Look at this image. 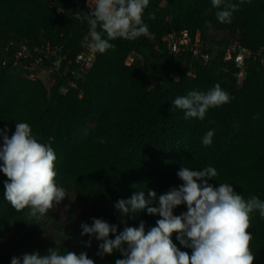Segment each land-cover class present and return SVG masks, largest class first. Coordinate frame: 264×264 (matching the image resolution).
Here are the masks:
<instances>
[{
	"label": "trees",
	"instance_id": "trees-1",
	"mask_svg": "<svg viewBox=\"0 0 264 264\" xmlns=\"http://www.w3.org/2000/svg\"><path fill=\"white\" fill-rule=\"evenodd\" d=\"M162 1L167 2L165 13L157 10ZM226 2L240 4L231 24L216 20L211 0H149L142 19L150 35L131 41L111 40L114 47L99 53L93 67L67 93L59 89L57 76L48 92L42 80L24 81L20 67L0 65V132L7 128L11 138L15 124L28 123L37 141L49 145L56 154V185L89 207L95 219L104 217L109 225H116L117 235L139 218L153 225L161 219L146 210L119 215L114 207L117 201L130 199L138 191H144L148 199V192L154 191L152 206L158 207L160 195L183 184L177 176L181 167L199 171L212 166L218 173L208 180L213 188L227 183L245 200L255 194L264 201V68L247 62L239 84L238 69L233 62L223 61L222 53L213 54L203 65L189 55H169L162 41L172 30L189 29L194 35L198 29L208 43L223 46L238 35L242 45L264 52V0ZM153 13L155 18L149 19ZM84 14L83 0H0V59L13 60L25 43L22 30L41 34L25 44L32 54L35 46L49 41L60 48L59 55L72 58L81 50L83 35L90 29ZM206 21L211 22V28L206 27ZM132 52L139 57L128 64ZM217 83L230 95V102L210 108L203 120L185 119V110L172 107L177 96L207 92ZM209 121L220 127L209 125ZM89 123L97 124L94 136L86 133ZM209 130L215 134L211 145L204 146L202 138ZM99 138L105 142L100 143ZM5 182L0 179V212H20L5 200ZM73 207L68 205L70 224ZM186 211L182 204L173 209V215ZM43 219L42 231L48 234L45 222L49 223L56 237L46 245L38 243L30 253L46 255L52 248L66 254L78 246L73 242L79 239L68 232L67 224L58 227L62 233L56 228L53 209ZM250 221V249L254 260L262 261L264 217L254 210ZM80 223L76 218V226ZM171 237L177 240V233ZM115 257L112 259L123 258L121 253Z\"/></svg>",
	"mask_w": 264,
	"mask_h": 264
},
{
	"label": "clouds",
	"instance_id": "clouds-1",
	"mask_svg": "<svg viewBox=\"0 0 264 264\" xmlns=\"http://www.w3.org/2000/svg\"><path fill=\"white\" fill-rule=\"evenodd\" d=\"M211 4L216 9L215 18L221 24H231L234 13L240 9V4L226 0H211ZM148 5L149 0H95L94 10L88 14L91 17L88 46L103 54L114 47L111 40L131 41L150 35L142 19ZM154 18V13L149 15V19ZM205 25L212 27L210 21ZM206 59L210 60V57ZM230 99L217 83L207 92L192 91L187 96H177L172 107L185 110V119L203 120L210 108L227 104ZM7 131L5 128L0 132L3 140L0 173L7 177L4 198L16 211L27 208L29 216L42 219L66 195L55 182L56 154L49 145L37 141L28 123L15 124L11 138ZM214 134L209 130L203 136L202 144L211 145ZM217 174L212 166L199 171L181 167L177 176L183 184L160 195L158 207L152 206L156 200L154 191L148 192V199H145L144 191H138L130 199L118 200L114 207L121 215L131 216L146 210L148 215L161 217L147 234L143 221L138 227H125L117 235L116 225L95 218L91 226L81 224V234L101 241L97 252L101 258L114 250L119 251L123 258L115 264H253L255 256L250 249L253 235L247 229L251 227L250 214L254 210H259L264 217V201L255 194L245 200L227 183L213 188L208 180ZM182 204L186 205L187 211L174 216L173 209ZM110 233L114 239H108ZM173 233H177L176 239L183 247L192 250L191 256L173 244L170 239ZM90 243L91 240L86 246ZM10 264H94V261L86 253L60 254L49 248L46 255L33 251L12 257Z\"/></svg>",
	"mask_w": 264,
	"mask_h": 264
},
{
	"label": "built area",
	"instance_id": "built-area-1",
	"mask_svg": "<svg viewBox=\"0 0 264 264\" xmlns=\"http://www.w3.org/2000/svg\"><path fill=\"white\" fill-rule=\"evenodd\" d=\"M83 5L84 15L90 19L91 17L88 14L94 10L95 0H83ZM75 16L79 19L82 18L79 14H75ZM162 41L165 51L169 55H189L193 60L200 61L203 64L209 61L206 57H211L215 53H222L223 61L233 62L238 69L237 79L239 83L245 77L247 62H257L261 68H264L263 49L252 50L242 45L238 35L231 37L226 45L218 46L208 42L204 43L199 34L190 35L184 29L177 32L172 30L166 33ZM90 42L89 29L83 35L81 50L69 59L65 55H59L60 48L52 46L49 41L41 42L39 46H35L33 48L34 54L28 50L25 42L15 52L11 62L9 58L3 57V59H0V65L6 66L11 63L14 68L20 67L24 71L25 78L31 82L40 80L38 78L45 75L47 78L52 79L51 86H53L55 78L58 77L57 80H60L59 89L63 93H67L76 87L77 80L83 78L97 59L99 53L92 51L88 46ZM154 48L158 49V46L155 45ZM51 57H54L53 61L50 60ZM136 57H139V55L133 52L130 53L127 57V63L130 64Z\"/></svg>",
	"mask_w": 264,
	"mask_h": 264
},
{
	"label": "rangeland",
	"instance_id": "rangeland-1",
	"mask_svg": "<svg viewBox=\"0 0 264 264\" xmlns=\"http://www.w3.org/2000/svg\"><path fill=\"white\" fill-rule=\"evenodd\" d=\"M167 2L162 1L157 10H159L162 13H165L168 11V8H166ZM156 11V10H155ZM183 30V29H182ZM188 32L189 29H185ZM208 32H212L209 30ZM22 33V40L26 43H31L33 40L38 39L41 37L40 33H30L27 31H21ZM199 34L201 36L200 30L196 29V32L194 33ZM204 43H207L206 41H203ZM249 48V47H248ZM194 71H189V74L192 77H195ZM44 82V86L46 88V91L51 90L52 85V79L47 78L45 75H41L40 78H38ZM24 81H29L25 77L23 79ZM30 83V82H28ZM31 87L33 86V83H30ZM209 125H214L216 127H220L219 124H216L212 121H209ZM97 124L96 123H89L87 125L86 133H89L90 135L94 136V133L96 132ZM223 130H225L223 128ZM228 133L232 134V131H227ZM95 140V139H94ZM100 143L105 142L104 138L97 139ZM169 149V148H168ZM0 166H2V162H0ZM0 179H3L4 181H7V177L4 176L3 173H0ZM73 204L74 207L71 208L70 216L72 218V224L67 223V215H68V205ZM1 206V203H0ZM10 209V208H9ZM54 217L56 220V228L62 233L61 229L64 228L67 224L70 228L68 231L69 233H72L75 237L77 236L79 241H74L73 244H76L78 246H74L72 249V252L78 253L77 255H80L81 253H86L87 257L92 259L94 261V264H115L116 260H113L112 258H116L115 256L119 257L120 252L117 250H114L112 254L104 255L103 258L97 255V252L99 251L98 245L101 243V241H97L94 236L89 237L88 235H82V228L81 224L86 223L89 226L92 224L93 215L89 214L91 212V209L89 207H86L82 204V202H79L77 198L73 194H66L65 198L60 201L59 204L54 205ZM10 212V213H9ZM29 212V211H28ZM28 212L25 210H22L20 212H14V211H6L4 213L0 212V260H2L1 264H10L12 257H21L25 253H30L32 248H34L38 243H43L46 245L47 243L53 241V237H56V230L54 227L45 222L47 233L45 234L42 231V219H36L34 217H31L28 215ZM121 215V213L119 214ZM76 218L81 221L79 226H76ZM83 218V219H82ZM98 219H102L106 222L108 220L104 217H100ZM143 221L144 224L148 220H141L139 218V222L132 221L129 224V227H138L139 223ZM156 220L154 222V225L150 222L145 224V231H149L152 227H155ZM59 227V228H58ZM74 237V239H75ZM115 237L110 233L108 239H114ZM173 244L176 245V247L183 252H187L189 256L192 254V250L190 248L183 247L178 240H174L172 237H170ZM73 240V239H72ZM91 240L90 246H86V244ZM115 255V256H114ZM122 259V258H118ZM117 259V260H118ZM253 264H264V260L262 261H253Z\"/></svg>",
	"mask_w": 264,
	"mask_h": 264
}]
</instances>
